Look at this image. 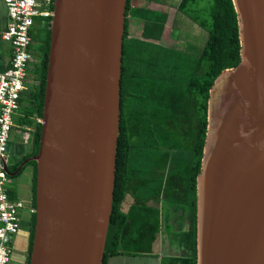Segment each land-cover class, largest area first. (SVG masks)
Returning <instances> with one entry per match:
<instances>
[{
	"label": "water",
	"instance_id": "obj_1",
	"mask_svg": "<svg viewBox=\"0 0 264 264\" xmlns=\"http://www.w3.org/2000/svg\"><path fill=\"white\" fill-rule=\"evenodd\" d=\"M126 2L54 0L30 264L104 262ZM232 2L240 63L209 94L197 264H264V0Z\"/></svg>",
	"mask_w": 264,
	"mask_h": 264
},
{
	"label": "trees",
	"instance_id": "obj_2",
	"mask_svg": "<svg viewBox=\"0 0 264 264\" xmlns=\"http://www.w3.org/2000/svg\"><path fill=\"white\" fill-rule=\"evenodd\" d=\"M130 1L126 2V18L131 8ZM50 9L54 10V0ZM178 10L185 19L207 32L205 46L193 63V77L180 76L177 64L174 65L173 70L170 63L178 59L175 57L174 60L173 56L161 50L166 47L156 48L134 39L125 29L121 65L120 134L112 213L103 264L117 256L151 254L152 245L162 227L160 212L156 208L160 200H163L167 206L184 207L189 213L191 226L186 239L190 253L188 257L182 258L179 264H197V177L201 170L206 140L209 94L217 77L223 71L233 69L240 63L241 45L237 13L232 0H181ZM49 27L38 28L31 34L30 52L33 61L28 66V74L33 77L35 84L28 92L29 114L39 119L43 118L44 109L51 42ZM125 28H127L126 19ZM140 87L148 90V93L145 91L146 100L142 101L144 107L134 109V112L130 110L131 113L126 115L124 108L127 102L133 106L141 102L140 97L135 95L141 91ZM156 87L164 89L161 90L163 97L157 95ZM156 98L165 101L163 117L152 113ZM169 122L173 124L174 134L172 132L168 134ZM41 131L42 125L37 124L33 133V157L39 153ZM156 131L163 132L162 139H157ZM143 136L145 140L159 144L162 152L155 158V164L149 169L148 175L140 181L137 174L130 172L128 162L136 150L135 145L139 142V138ZM179 142H184L194 151V160L184 167L185 171L180 169L181 165L179 166L177 158L171 157V151L180 152L177 148ZM31 163L36 166V162ZM176 167L178 171L174 173L175 176H171L170 172L167 174V168H171L173 172ZM156 170L164 174L165 183L152 189L150 184L156 176L158 177ZM140 184L146 185L151 193L139 194ZM36 187L37 175L33 209H36ZM129 195L134 197L135 204L124 213L122 206ZM171 199H176V203L171 202ZM35 222L36 215L33 214L31 245H33Z\"/></svg>",
	"mask_w": 264,
	"mask_h": 264
},
{
	"label": "crops",
	"instance_id": "obj_3",
	"mask_svg": "<svg viewBox=\"0 0 264 264\" xmlns=\"http://www.w3.org/2000/svg\"><path fill=\"white\" fill-rule=\"evenodd\" d=\"M180 2L181 0H131V8L126 18V29L130 37L156 48L161 46L173 49L176 42L183 43L185 39L181 36L184 32L180 26L186 25V21L178 10ZM8 22L6 7L0 0V73L8 70L13 56L12 45L3 40V33L7 29ZM46 23H49V20L44 23H39L36 20L32 33L38 28H46L43 27ZM34 82L33 77L28 74L25 88L20 95L19 109L13 115L14 125L8 140L6 164V171L9 172L8 175L12 179L9 186L11 198L21 200L24 207H27L31 212L34 207L37 172V167L31 163L34 162L32 161L33 133L37 124L42 125V119L29 114L28 92L33 88ZM24 162H26L25 166L20 169ZM125 203L127 204L122 206V211L127 213L135 204L134 197L127 196ZM156 208L160 212L162 227L152 245L151 254L146 257L147 259H125L127 257L118 256L108 259L105 264H163L165 260L168 261L167 264H179L183 260L180 258H184L190 253L186 239V234L191 226L189 213L184 207L167 206L163 200H160ZM21 214L19 213L20 231L13 238L9 264H28L31 255L33 215L32 218L30 216L27 220H23ZM161 254L163 257L166 255L168 259H159Z\"/></svg>",
	"mask_w": 264,
	"mask_h": 264
},
{
	"label": "built area",
	"instance_id": "obj_4",
	"mask_svg": "<svg viewBox=\"0 0 264 264\" xmlns=\"http://www.w3.org/2000/svg\"><path fill=\"white\" fill-rule=\"evenodd\" d=\"M9 19L3 40L13 48L8 70L0 73V264H9L12 241L20 231L22 201L8 198L7 186L12 179L6 171L7 148L13 128V115L28 78V66L33 61L30 52L32 28L36 18H52V0H2ZM45 22V21H44Z\"/></svg>",
	"mask_w": 264,
	"mask_h": 264
},
{
	"label": "rangeland",
	"instance_id": "obj_5",
	"mask_svg": "<svg viewBox=\"0 0 264 264\" xmlns=\"http://www.w3.org/2000/svg\"><path fill=\"white\" fill-rule=\"evenodd\" d=\"M37 22L39 23H44V21L47 22V19H41V18H36ZM186 21V25H181L180 29L184 32L183 35L181 36L183 39H185V41L183 43H179L176 42L175 48H162L161 50L166 53L169 54L171 56L175 57L178 60L172 61L171 67L173 68L175 64L178 65V72L180 74V76L182 77H193L194 76V60L196 57L199 56V54L202 52L205 43H206V39H207V32L202 29L201 27H198L197 25H195L192 21L185 19ZM49 23L44 24L43 27H48ZM175 55V56H174ZM143 67V65H142ZM174 70V68H173ZM179 81V80H178ZM179 86L181 85L180 82L178 83ZM173 85H171L172 88ZM137 93H135V95L138 96V98L140 97V103L133 106L130 104V102H127L125 108H124V112L126 113V115L130 114L132 111L134 112L135 110H137L138 108H142L143 109V102L146 100V94L148 93V90L145 87H140ZM164 91V89L162 87H156L155 92L157 93V95L159 97H163V93L161 92ZM144 91V92H143ZM147 93H146V92ZM173 97V96H172ZM143 101V102H142ZM155 106H154V110L152 111L153 114H155L156 116H164V110H165V106L163 105V103L165 101L161 100L160 98H156L155 99ZM135 109V110H134ZM131 110V112L129 113V111ZM170 125L172 128L173 124L170 122ZM172 133L174 134V131H172ZM162 134L163 132H155V135L157 136V139H162ZM184 144V145H182ZM159 144H153L152 141H149L148 139L145 140V137H140L139 138V142L135 145V152L133 155H131L130 160L128 162L129 164V170L130 172L133 171L135 174H137L138 177H140V181L143 180L144 177H146L149 173V169L151 167L154 166L155 161L159 154H161L162 150L159 149ZM177 148L180 149V152H172L171 151V157H175L177 158V162L179 163L180 169L185 171L184 167L189 163L191 164V162L194 160V151L191 149L190 146H186V144L184 142H179L177 144ZM37 167V164H36ZM169 170V172L171 173V176H175V172L178 171V167H176V169L172 172L171 168H167ZM167 170V171H168ZM38 172V171H37ZM36 172V175H37ZM156 175H158V177L156 176V178L151 182L150 186L151 188H158V186H160L159 184L163 182L165 183L164 179H163V173H160L158 170L155 171ZM186 176V175H185ZM11 184H8L7 186V192H8V198L10 200H14V201H21L18 199H12L10 196V191H9V186ZM163 187V186H162ZM139 188V194H146L149 195V193H151V190L145 185L142 186L140 184V186H138ZM170 199V198H169ZM174 199V198H173ZM176 200V199H175ZM175 200L171 199V202L176 203ZM126 201V200H125ZM166 202H168V200H166ZM127 203L124 202L123 206H125ZM35 210L33 209L32 212L30 210L27 209V207H22L20 209V213L21 214V218L23 220H27L28 217L35 214ZM32 214H31V213ZM34 212V213H33ZM36 215V214H35ZM31 218H29V220H31ZM36 223V222H35ZM35 227V226H34ZM134 250V249H133ZM32 252V251H31ZM148 254H144V255H131V256H121V257H127L125 259H147ZM188 255H185V257H188ZM118 257V256H117ZM166 257V258H165ZM165 257H163V255H159V259H168V257L165 255ZM184 257V258H185ZM178 259V258H177ZM182 259V258H180ZM129 262H131L132 260H128ZM168 261H163V264H167Z\"/></svg>",
	"mask_w": 264,
	"mask_h": 264
},
{
	"label": "flooded vegetation",
	"instance_id": "obj_6",
	"mask_svg": "<svg viewBox=\"0 0 264 264\" xmlns=\"http://www.w3.org/2000/svg\"><path fill=\"white\" fill-rule=\"evenodd\" d=\"M173 129H174V128L171 127L170 122L167 123V131H168V134H169L170 132L174 131ZM170 141H171V140H170ZM167 174H169V170L167 171Z\"/></svg>",
	"mask_w": 264,
	"mask_h": 264
},
{
	"label": "bare ground",
	"instance_id": "obj_7",
	"mask_svg": "<svg viewBox=\"0 0 264 264\" xmlns=\"http://www.w3.org/2000/svg\"><path fill=\"white\" fill-rule=\"evenodd\" d=\"M6 28H7V27H6ZM20 97H21V96H20ZM18 109H19V108H18ZM16 112H17V111H16ZM16 112H15V113H16ZM12 178H13V177H12ZM33 213H34V212H33Z\"/></svg>",
	"mask_w": 264,
	"mask_h": 264
}]
</instances>
